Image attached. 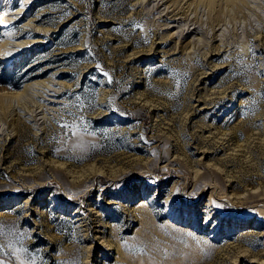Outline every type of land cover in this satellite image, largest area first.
<instances>
[{"label":"rangeland","instance_id":"rangeland-1","mask_svg":"<svg viewBox=\"0 0 264 264\" xmlns=\"http://www.w3.org/2000/svg\"><path fill=\"white\" fill-rule=\"evenodd\" d=\"M0 13V264H264V0Z\"/></svg>","mask_w":264,"mask_h":264},{"label":"bare ground","instance_id":"bare-ground-1","mask_svg":"<svg viewBox=\"0 0 264 264\" xmlns=\"http://www.w3.org/2000/svg\"><path fill=\"white\" fill-rule=\"evenodd\" d=\"M0 24L2 25V30H6L8 28V23H7V20H6V16H4L2 13H0ZM2 54H4V53L2 52Z\"/></svg>","mask_w":264,"mask_h":264}]
</instances>
